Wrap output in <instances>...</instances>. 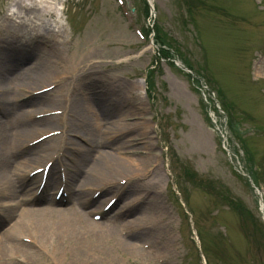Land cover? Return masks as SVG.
<instances>
[{"label": "rangeland", "instance_id": "374dc122", "mask_svg": "<svg viewBox=\"0 0 264 264\" xmlns=\"http://www.w3.org/2000/svg\"><path fill=\"white\" fill-rule=\"evenodd\" d=\"M47 1L0 0V26L7 23L9 14L21 12L26 16L19 4L29 3L39 8L41 13L34 9L31 17L36 16L41 21H25L26 29H31L32 37L40 35V31L46 33L50 41L42 40L45 44L49 42L48 47L54 42L60 44L61 55H57L62 56L65 66L58 71L66 77L68 88L78 95L89 85L99 90L102 86L110 87L112 92L122 90L127 96H118L117 103L140 99L145 109L143 117L148 122L155 166L158 165L160 178L162 176L160 186H152V189L157 191L155 196L162 204L165 223L156 234L140 240L150 246L143 250L145 253L136 256L120 252L117 263L255 264L256 261L264 264L262 232H255L250 223H244L242 216L221 206V201L209 194L219 190L242 202L253 213L259 229H264L261 214L264 179L260 178L257 189L251 184L249 159L243 154L240 142L231 135L226 116L212 92L216 87L223 89L227 97L236 102L239 113L249 114L242 135L258 159L264 157V135L254 131L257 126L264 127V91L259 92V87L264 89V0H254V5L252 0H203L205 6L199 4L191 11L183 0H153L157 9L153 19L157 18L171 42L179 46L183 57L189 58L195 69L204 75L203 83L209 88L200 89L187 71L177 65L180 64L177 56L175 61L154 59L157 48L142 35L152 23V19L145 17L142 0H55V5L64 10L63 14L60 10L50 11L55 15L52 17L50 12L45 14L47 10L43 12L48 9ZM257 3L260 4L256 6ZM59 16H63L64 25ZM23 34L26 39L30 38ZM48 47L36 50L32 60L48 63L55 56ZM151 65L154 102L144 99L145 86L140 82ZM77 69L85 75L74 78ZM129 91L133 96H128ZM53 98V94L48 95V99L37 96V101L24 109L40 113V108L50 106ZM104 118L100 116L101 123L108 121ZM54 128L56 126L49 125L43 130ZM27 185L32 189V183ZM108 195L103 194V197L109 198ZM185 197L189 199L188 206ZM94 208L92 205L88 210ZM144 214L148 215L141 211L137 215ZM194 220L202 241L193 233ZM66 248L35 251L30 262L88 263L86 259L72 258Z\"/></svg>", "mask_w": 264, "mask_h": 264}, {"label": "bare ground", "instance_id": "6f19581e", "mask_svg": "<svg viewBox=\"0 0 264 264\" xmlns=\"http://www.w3.org/2000/svg\"><path fill=\"white\" fill-rule=\"evenodd\" d=\"M19 6L29 19L18 12L7 15V23L0 26V230L3 231L0 234V264H32L33 250L55 251L62 246L67 247L72 258L86 259L87 264H118L120 252L139 256L145 253L140 240L156 234L165 223L162 204L153 194L156 191L151 190L152 186L158 188L162 179L160 170L152 166L155 155L147 120L136 119L143 110L126 102L117 103L118 96L126 93L112 92L104 86L100 90L91 86L86 96L69 90L64 94L67 80L58 71L65 66L62 56L57 55L60 52L51 51L55 56L48 63L32 60L36 56L33 53L46 46L40 40L33 42L37 35L31 36L26 22L41 21L36 16L31 17L34 9L38 14L41 11L29 5ZM23 33L30 38L26 39ZM17 39L21 43L18 44ZM54 83L58 84L56 88L41 94H55L52 106L47 104L41 108L47 112L58 106L65 110L63 117L50 114L35 118L34 111L24 108L36 101L34 91ZM99 116L106 117L109 126L102 125ZM54 122L59 126L61 123V136L29 144L38 132H45L43 129ZM86 127H93L96 132H88ZM131 130L138 133L131 135ZM70 131L76 133L65 140ZM83 133L88 135V147L80 149L76 139L85 141ZM100 147L105 150L101 152ZM53 149L57 155H62L55 159V155L47 154ZM142 150L149 154L147 160ZM48 160L58 161L60 171L55 168L49 171L45 192L38 194L42 176L32 175V172ZM61 164L66 174L64 181H61ZM124 179L123 186L127 187L121 188L119 185ZM153 180L155 183L150 189ZM29 182L40 184L26 191ZM55 183L69 191L66 199L56 201L49 197V187ZM95 189L100 190V195L109 192L116 196L113 208H118L119 213L109 219L113 221L90 220L92 213L85 209L98 204L95 213H103L104 208L98 200L100 195L92 196ZM140 211L148 215H137ZM149 214L157 217L151 218ZM103 215L105 218L108 212ZM27 237L31 248L22 241Z\"/></svg>", "mask_w": 264, "mask_h": 264}]
</instances>
